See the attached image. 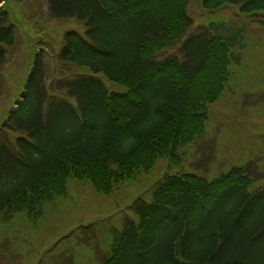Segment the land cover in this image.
<instances>
[{"label":"trees","instance_id":"16d2710c","mask_svg":"<svg viewBox=\"0 0 264 264\" xmlns=\"http://www.w3.org/2000/svg\"><path fill=\"white\" fill-rule=\"evenodd\" d=\"M189 1L46 0L51 22L75 20L82 33L63 32L57 76L43 48L32 54L16 108L0 125V213L39 204L70 174L98 188L142 157L202 137L203 110L237 60L239 37L219 34L215 23L195 29ZM200 1L264 13V0ZM16 28L0 4V68L16 53ZM72 66L87 73L67 75ZM255 175L250 163L211 180L165 175L149 201H133L137 221H124L99 264H264V187L250 190Z\"/></svg>","mask_w":264,"mask_h":264},{"label":"rangeland","instance_id":"374dc122","mask_svg":"<svg viewBox=\"0 0 264 264\" xmlns=\"http://www.w3.org/2000/svg\"><path fill=\"white\" fill-rule=\"evenodd\" d=\"M0 2L10 10L19 36L16 53L0 68L1 125L15 108L32 54L43 48L48 74L57 76L61 36L70 29L82 33V25L75 20L51 22L46 0ZM187 11L195 29L215 23L219 34L227 36L229 30L239 37L233 50L237 60L228 63L218 97L203 110L202 137L169 155L150 161L142 157L140 165H130L126 176L114 173L98 181V188L93 179L70 174L62 191L42 196L39 204L8 216L0 213V264H99L118 241L124 221H137L133 201L140 197L149 201L167 174L193 173L211 180L251 162L256 175L250 190L264 187V13L244 14L239 5L209 10L200 0H190ZM77 73L87 69L72 66L66 71Z\"/></svg>","mask_w":264,"mask_h":264}]
</instances>
